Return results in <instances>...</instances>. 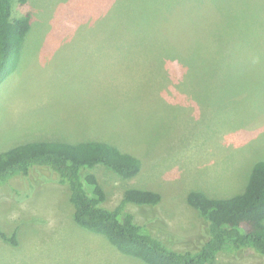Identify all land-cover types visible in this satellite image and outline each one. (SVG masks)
<instances>
[{
    "label": "rangeland",
    "instance_id": "rangeland-1",
    "mask_svg": "<svg viewBox=\"0 0 264 264\" xmlns=\"http://www.w3.org/2000/svg\"><path fill=\"white\" fill-rule=\"evenodd\" d=\"M20 65L0 86V154L29 143L96 141L140 160L124 179L98 165L113 209L129 203L167 247L194 250L207 228L187 204L200 190L229 199L264 161V0H27ZM194 31L193 34L188 32ZM182 33L188 35L182 39ZM69 188L45 166L0 186V264H144L73 219ZM214 264H264L253 249Z\"/></svg>",
    "mask_w": 264,
    "mask_h": 264
},
{
    "label": "trees",
    "instance_id": "trees-1",
    "mask_svg": "<svg viewBox=\"0 0 264 264\" xmlns=\"http://www.w3.org/2000/svg\"><path fill=\"white\" fill-rule=\"evenodd\" d=\"M16 1L22 5L27 3V0H0V86L19 66L23 43L32 26L30 14L13 18ZM177 34L182 39L188 37ZM98 165L124 179L137 177L142 172L137 157L106 143L36 142L0 154V186L16 176H28L33 166L48 167L69 188L74 222L84 230L105 237L122 254L144 264H214L220 253L245 248L264 256V161L253 166L245 191L232 198H211L200 190L188 193L187 204L205 222L207 240L197 249L185 251L164 245L149 228L137 223L127 209L131 202L157 206L161 196L155 191L129 189L115 208L104 207L107 195L98 177L93 173L84 175ZM0 237L13 246L19 244L15 234L8 236L1 227Z\"/></svg>",
    "mask_w": 264,
    "mask_h": 264
},
{
    "label": "crops",
    "instance_id": "crops-1",
    "mask_svg": "<svg viewBox=\"0 0 264 264\" xmlns=\"http://www.w3.org/2000/svg\"><path fill=\"white\" fill-rule=\"evenodd\" d=\"M20 65V64H19Z\"/></svg>",
    "mask_w": 264,
    "mask_h": 264
}]
</instances>
